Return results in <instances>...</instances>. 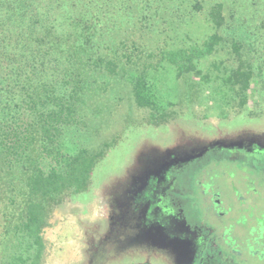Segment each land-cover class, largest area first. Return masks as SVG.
Instances as JSON below:
<instances>
[{"label":"rangeland","instance_id":"obj_1","mask_svg":"<svg viewBox=\"0 0 264 264\" xmlns=\"http://www.w3.org/2000/svg\"><path fill=\"white\" fill-rule=\"evenodd\" d=\"M62 3L76 25L69 32L94 34L98 59L94 71L84 69L90 90L81 95L75 138L102 155L84 190L42 200L36 264H264L218 243V233L237 236V214L218 220L198 186L210 183L229 201L252 175L264 184L263 159L231 149L264 144V0ZM237 68L251 72L246 89L234 80ZM136 76L152 106L137 104ZM27 155L8 169L0 154V264H33L36 252L18 225L34 166L49 161L36 144ZM259 203L264 211V197Z\"/></svg>","mask_w":264,"mask_h":264},{"label":"trees","instance_id":"obj_2","mask_svg":"<svg viewBox=\"0 0 264 264\" xmlns=\"http://www.w3.org/2000/svg\"><path fill=\"white\" fill-rule=\"evenodd\" d=\"M62 1L0 0L3 164L8 169L18 166L19 161L28 159L27 152L35 144L36 149L45 153V161H49L47 168L34 166L27 183L29 199L18 225L20 235L36 246L33 264L41 254V230L47 220L42 200L69 189L75 193L84 190L96 158L102 155L82 148L75 138L79 127L78 105L84 101L81 95L90 90V84L83 78L84 69L94 71L95 65L89 66L98 59L93 49L94 34L87 28L89 33L84 36L78 32L74 35L76 25L69 23L63 13ZM215 39L212 35L204 43L206 52L212 50ZM234 74L235 82L246 89L251 72L237 68ZM132 81L137 104L152 106L143 79L136 76ZM176 215L181 216L179 212ZM178 220L183 223L182 217Z\"/></svg>","mask_w":264,"mask_h":264},{"label":"flooded vegetation","instance_id":"obj_3","mask_svg":"<svg viewBox=\"0 0 264 264\" xmlns=\"http://www.w3.org/2000/svg\"><path fill=\"white\" fill-rule=\"evenodd\" d=\"M233 148H235L236 151L244 149L245 153L254 155L258 157L257 159L261 161L263 159L264 161V144L262 143L255 142L245 146L232 145L231 149ZM243 172L246 171L243 170ZM237 174L241 175L237 177V181L245 184L244 181L246 178L244 175L241 173ZM256 181L257 177L254 178L252 175L249 180L250 183L244 186L246 192L243 188L237 186V192L232 193L233 195L230 197L229 201H224L221 194H216L210 183L205 185V183L199 182L198 184L200 191L206 197V209L218 220H221L222 217L229 214L230 211H234L235 215L237 214V217L235 216L233 218V223L237 226V236L234 237L231 233H218L219 235H216V238L218 239V243L239 259H264V211L260 209L259 203V198L264 197V184L260 181ZM247 189L249 191H247ZM216 227H218V225H216ZM196 238L198 240L199 237ZM191 241L192 239H190L188 243ZM204 242L202 248H208V241L204 240ZM208 257V262L212 263L210 255Z\"/></svg>","mask_w":264,"mask_h":264},{"label":"water","instance_id":"obj_4","mask_svg":"<svg viewBox=\"0 0 264 264\" xmlns=\"http://www.w3.org/2000/svg\"><path fill=\"white\" fill-rule=\"evenodd\" d=\"M202 189V188H201ZM202 190H204V189H202Z\"/></svg>","mask_w":264,"mask_h":264}]
</instances>
